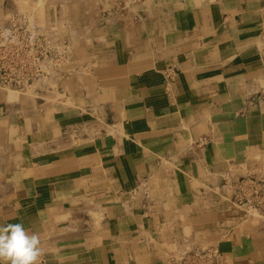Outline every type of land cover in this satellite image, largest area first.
Masks as SVG:
<instances>
[{
    "label": "crops",
    "instance_id": "0c3cea01",
    "mask_svg": "<svg viewBox=\"0 0 264 264\" xmlns=\"http://www.w3.org/2000/svg\"><path fill=\"white\" fill-rule=\"evenodd\" d=\"M14 9L71 51L0 86V224L40 264H264V212L234 199L264 180V0H0V26Z\"/></svg>",
    "mask_w": 264,
    "mask_h": 264
},
{
    "label": "built area",
    "instance_id": "2783aa9c",
    "mask_svg": "<svg viewBox=\"0 0 264 264\" xmlns=\"http://www.w3.org/2000/svg\"><path fill=\"white\" fill-rule=\"evenodd\" d=\"M12 17L0 26V86L26 90L36 80L57 75L70 47L67 40L43 34L28 13ZM251 191L250 195L246 192ZM235 202L253 212H264V180L244 178L237 183ZM175 264H221L213 246H196L186 251Z\"/></svg>",
    "mask_w": 264,
    "mask_h": 264
},
{
    "label": "clouds",
    "instance_id": "9594fccd",
    "mask_svg": "<svg viewBox=\"0 0 264 264\" xmlns=\"http://www.w3.org/2000/svg\"><path fill=\"white\" fill-rule=\"evenodd\" d=\"M43 254L38 234H30L22 223L0 224L2 264H40Z\"/></svg>",
    "mask_w": 264,
    "mask_h": 264
},
{
    "label": "rangeland",
    "instance_id": "374dc122",
    "mask_svg": "<svg viewBox=\"0 0 264 264\" xmlns=\"http://www.w3.org/2000/svg\"><path fill=\"white\" fill-rule=\"evenodd\" d=\"M39 4V3H38ZM35 9V8H34ZM36 10V9H35ZM22 13H28L27 11H23V9H21V10H18V9H14V10H11V12H10V14H8L7 15V17L5 18V21H4V23L2 24V25H6L8 22H9V20L12 18V17H14V18H19V17H21L20 15L22 14ZM29 14V13H28ZM31 17V16H30ZM33 19V18H32ZM34 20V19H33ZM35 21V23L39 26L38 28H40L39 30L43 33V34H47L48 36H50V37H52V38H60V39H65V40H67V42H68V45H69V47L71 46V44H70V42H69V40L67 39V38H63L62 37V35H60L55 29H57L56 27L55 28H51L50 30H52V31H54L56 34H53V33H51L50 31H48V30H46V28L48 27L46 24H44L43 22L41 23V22H36L37 20H34ZM1 25V26H2ZM59 35V36H58ZM61 36V37H60ZM70 51H71V48H70ZM70 51L68 52V57L66 58V59H64V61H63V63H65L66 61H67V59L69 58V56H70ZM62 68V67H61ZM60 68V69H61ZM55 74V73H54ZM54 74H52V75H54ZM1 87H4V88H6V89H8V90H14V89H12V88H8V87H5V86H1ZM15 91V90H14ZM21 91V90H20Z\"/></svg>",
    "mask_w": 264,
    "mask_h": 264
},
{
    "label": "bare ground",
    "instance_id": "6f19581e",
    "mask_svg": "<svg viewBox=\"0 0 264 264\" xmlns=\"http://www.w3.org/2000/svg\"><path fill=\"white\" fill-rule=\"evenodd\" d=\"M18 91V90H17ZM23 92V91H22ZM22 94V93H21ZM50 114V113H49ZM46 115V114H45ZM263 152V151H262ZM260 239V238H259ZM264 263V262H263Z\"/></svg>",
    "mask_w": 264,
    "mask_h": 264
}]
</instances>
